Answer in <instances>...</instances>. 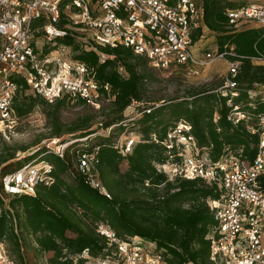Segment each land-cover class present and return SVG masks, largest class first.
Returning <instances> with one entry per match:
<instances>
[{"label": "trees", "instance_id": "trees-1", "mask_svg": "<svg viewBox=\"0 0 264 264\" xmlns=\"http://www.w3.org/2000/svg\"><path fill=\"white\" fill-rule=\"evenodd\" d=\"M201 4L204 26L215 33L218 50L233 51L235 56L229 58L240 61L236 81L241 94L235 102L254 114L264 113L263 98L253 100L255 107L249 105V90L264 83V64L252 60L264 57V26L240 30L230 27L229 11L250 3L201 0ZM203 32V28L195 32L194 42ZM61 41L72 46L74 58L93 69L94 79L101 85V107L67 96L51 103L27 92V87L18 94L14 104L17 116L24 118L42 107L51 127L50 139H57V145L68 144L63 156L56 152V146L46 144L19 159H15V152L0 154V243L8 255L17 264H41L45 256L44 264H90L92 259H105L114 250L97 231L100 223H107L126 240L138 238L142 243H153L169 264H215L207 235L216 221L208 201L219 199L221 192L199 179H170L158 171L157 165L180 159L178 150L170 148L166 138L182 118L192 124L198 146L213 160L228 153L249 160L255 157L260 136L244 123L235 125L228 120V98L217 91L224 80L219 86L190 87L183 96L145 104L155 70H161L148 58L125 46H102L99 52L81 50L72 35ZM102 53L106 55L104 60ZM134 103L142 109L126 116L125 110ZM71 104L78 109L73 115L67 114ZM100 115L105 120L94 127ZM112 125L119 134L133 132L141 137L126 156L113 140L114 134L98 136L100 128ZM94 135L100 137L98 141L78 146ZM85 152L97 153L96 176L110 198L92 186L79 168V158ZM34 160L53 165L54 182L49 186L39 184L34 194L6 197L2 178ZM85 250L88 256L83 255Z\"/></svg>", "mask_w": 264, "mask_h": 264}, {"label": "built area", "instance_id": "built-area-1", "mask_svg": "<svg viewBox=\"0 0 264 264\" xmlns=\"http://www.w3.org/2000/svg\"><path fill=\"white\" fill-rule=\"evenodd\" d=\"M228 15L235 30L248 21L264 26V5L246 4ZM203 18L201 0H0V136L14 129L18 120L14 104L25 87L51 103L67 96L101 107V85L93 69L74 58L72 46L61 41L69 35L77 37L81 50L99 52L102 46H125L148 58L154 68L183 66L190 76H200L213 60L225 58L229 71L217 91L228 98V120L235 125L244 123L250 132L259 134L255 157L249 160L228 153L213 160L198 146L192 124L182 118L166 138L180 159L157 168L170 179H199L221 192L219 199L208 201L216 221L207 235L215 264H264V113L254 114L235 102L241 94L236 81L240 61L229 58L235 56L233 51L193 50V35L205 28ZM100 57L104 60L106 55ZM252 60L264 64V57ZM123 70L120 66L119 71ZM105 88L109 90L108 85ZM249 97L252 107L255 98L264 100V83L249 90ZM140 138L129 133L117 147L126 156ZM67 144L57 145L60 156ZM96 154L83 153L79 168L92 186L110 198L96 176ZM52 172L53 165L45 160L26 163L2 178V193L6 197L34 194L39 184L54 182ZM97 231L114 248L99 264H169L153 243L148 247L138 238L126 240L107 223H100ZM83 255L88 256V251ZM0 264H17L2 243Z\"/></svg>", "mask_w": 264, "mask_h": 264}, {"label": "rangeland", "instance_id": "rangeland-1", "mask_svg": "<svg viewBox=\"0 0 264 264\" xmlns=\"http://www.w3.org/2000/svg\"><path fill=\"white\" fill-rule=\"evenodd\" d=\"M241 3H250L264 5V0H235ZM258 25V24H255ZM254 24L252 26H255ZM245 25L241 29L246 28ZM248 26L247 28H249ZM218 49L217 38L214 32L205 28L201 41H197L193 46L195 53L212 51L216 52ZM229 71V64L225 58H217L213 60L209 65H207L200 76H190L183 69L179 67H171L166 70H155V78L149 83L146 97L144 99L145 104L150 103H161L165 100L176 98L178 96L185 95L186 91L190 87H210L219 86L223 79L226 77ZM142 107H139L138 103L132 104L129 108L125 110V115H135ZM78 109L69 106L67 114H75ZM103 116H98L94 127L100 126V122L104 121ZM116 126L112 125L108 129L100 128L98 136H108L113 135V140L118 143L124 140L125 135L119 134L116 130ZM128 135V134H127ZM95 135L89 141L80 142L78 146H84L87 143L92 144L99 140L100 137ZM51 127L48 124V119L42 107H36L35 110L24 118H19L17 123L7 136H0V154L7 152H15L16 158H23L26 155L31 154L37 148L48 145L52 141ZM57 140V139H56ZM54 145V144H53ZM28 146V150L22 151L19 148ZM55 146V145H54ZM57 148V145L55 149ZM38 161V160H34ZM32 161V162H34ZM142 244L150 247L148 242H143ZM32 252L29 251V255L32 256ZM41 259V264H44L45 258ZM90 264H99L97 260L92 259Z\"/></svg>", "mask_w": 264, "mask_h": 264}, {"label": "crops", "instance_id": "crops-1", "mask_svg": "<svg viewBox=\"0 0 264 264\" xmlns=\"http://www.w3.org/2000/svg\"><path fill=\"white\" fill-rule=\"evenodd\" d=\"M255 25V24H258V25H255V26H252V25ZM246 26L248 27V26H250V27H258V26H262L261 24H259L258 22H255V21H248L247 23H246ZM246 27V28H247ZM205 28H207V27H205ZM205 28H204V31H205ZM203 36V35H202ZM202 38V37H201ZM201 38L198 40V41H201ZM197 43V42H196ZM255 63V62H254Z\"/></svg>", "mask_w": 264, "mask_h": 264}]
</instances>
